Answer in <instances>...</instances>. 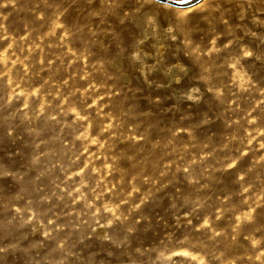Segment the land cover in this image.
Returning a JSON list of instances; mask_svg holds the SVG:
<instances>
[{
	"label": "rangeland",
	"instance_id": "rangeland-1",
	"mask_svg": "<svg viewBox=\"0 0 264 264\" xmlns=\"http://www.w3.org/2000/svg\"><path fill=\"white\" fill-rule=\"evenodd\" d=\"M125 2L0 0V264H264V0H147L140 77Z\"/></svg>",
	"mask_w": 264,
	"mask_h": 264
},
{
	"label": "clouds",
	"instance_id": "clouds-1",
	"mask_svg": "<svg viewBox=\"0 0 264 264\" xmlns=\"http://www.w3.org/2000/svg\"><path fill=\"white\" fill-rule=\"evenodd\" d=\"M146 3H147V0H143V3H141V0H133V2L131 3V6H129V0H126V2L123 4V7H120L119 5H117V7L119 8L120 14L123 16L125 20H127V23L124 25H131L133 29L132 32L128 36L127 42L125 43V51L123 53L124 58L122 62L123 70L127 71L129 75L135 74V75H138L139 77H140V71L142 69V65L145 60L146 50L140 49L136 43V38L141 35L136 25H137V17H140L142 15L144 17V13L141 12V9L144 8ZM225 55H228V53L226 52ZM148 62L151 63V61H148ZM199 90H200L199 86L190 82V79H189L188 86L186 90L183 91L185 95L183 98L180 96V99L189 107L191 105H196L197 104L196 102L200 100V97L194 96L192 95V93L194 91H199ZM136 147H142V146L136 145ZM160 188H163V181H161ZM159 190H160L159 188L156 189V191H159ZM113 195L116 197H122L123 193L117 192V193H113ZM109 219H114V218H110V217L103 216V215H101V217L99 218V220H103L105 222V227L107 226ZM99 220H96L95 227H100ZM88 223H89V228H91L93 226L92 222L89 221ZM97 235L103 236L104 239H109V234L106 232H101V233H98ZM84 238L87 239V236H85ZM60 251L63 255V258L69 260V264H78L79 261H83L84 264H87V260L90 254H94L96 256V260L98 264H112L113 258L119 260L121 264L120 257L115 256V254L112 251H108L106 253V257H100L99 253H89L87 256H85L84 254L83 256H81L80 253L77 252L75 253V257H76L75 259H69L67 252L64 249H61ZM154 251L155 250L149 251L148 249H145L144 256L138 257V259H141L143 261V264H148V261L151 260L152 256L154 255ZM0 253L11 254V245L0 246ZM38 264H42V261L38 260ZM173 264H177V262L173 261Z\"/></svg>",
	"mask_w": 264,
	"mask_h": 264
},
{
	"label": "bare ground",
	"instance_id": "bare-ground-1",
	"mask_svg": "<svg viewBox=\"0 0 264 264\" xmlns=\"http://www.w3.org/2000/svg\"><path fill=\"white\" fill-rule=\"evenodd\" d=\"M164 6H167L166 4H164ZM167 7H169V6H167ZM261 9V8H260Z\"/></svg>",
	"mask_w": 264,
	"mask_h": 264
}]
</instances>
